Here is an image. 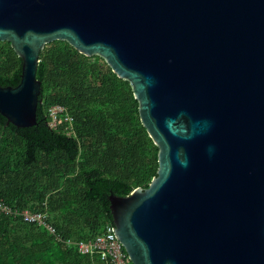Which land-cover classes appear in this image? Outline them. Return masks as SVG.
<instances>
[{"label":"water","instance_id":"obj_1","mask_svg":"<svg viewBox=\"0 0 264 264\" xmlns=\"http://www.w3.org/2000/svg\"><path fill=\"white\" fill-rule=\"evenodd\" d=\"M55 40L131 83L159 148L147 187L109 195L133 264H264V0H0L22 59L0 84L7 123H37Z\"/></svg>","mask_w":264,"mask_h":264},{"label":"trees","instance_id":"obj_2","mask_svg":"<svg viewBox=\"0 0 264 264\" xmlns=\"http://www.w3.org/2000/svg\"><path fill=\"white\" fill-rule=\"evenodd\" d=\"M22 59L0 41V84L17 86ZM42 102L37 123L18 127L0 112V203L13 211H46L55 234L13 212H0V264H104L67 240L89 239L113 224L109 195L147 187L159 148L142 124L131 83L100 55L67 40L41 51ZM65 106L75 135L52 128L48 109Z\"/></svg>","mask_w":264,"mask_h":264},{"label":"built area","instance_id":"obj_3","mask_svg":"<svg viewBox=\"0 0 264 264\" xmlns=\"http://www.w3.org/2000/svg\"><path fill=\"white\" fill-rule=\"evenodd\" d=\"M48 115L50 117L49 125L52 128L70 135L76 134L74 118L65 106L61 104L51 105L48 109ZM0 212H13L15 215H21L24 221L35 223L55 234L58 240H62V236L57 234L56 228L50 222L46 211H32L30 209L13 211L7 205L0 203ZM66 242L68 246L75 245L77 251L81 254L98 255L104 264H133L123 244L114 232V224L107 225L92 238L79 241L68 239Z\"/></svg>","mask_w":264,"mask_h":264}]
</instances>
